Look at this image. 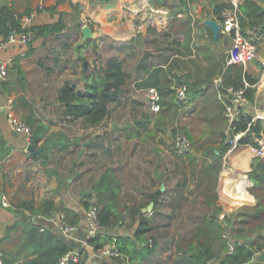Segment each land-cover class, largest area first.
<instances>
[{
  "label": "crops",
  "instance_id": "obj_1",
  "mask_svg": "<svg viewBox=\"0 0 264 264\" xmlns=\"http://www.w3.org/2000/svg\"><path fill=\"white\" fill-rule=\"evenodd\" d=\"M218 1L222 0H216ZM4 2L23 15L21 24L25 28L51 24L58 20L62 21L63 27L59 32L39 33L27 48L15 42L4 46V38L0 35V55L4 58H13V65L7 70L5 77L0 78V140L5 143L0 145V148L8 150L5 156H0V250L2 252L12 249L18 243L22 234L21 216L23 213L31 214L29 209L22 207L20 203L25 200L34 206H39L44 199L50 198L58 207L51 215H64L59 209L60 205L78 213L76 229L73 233L60 231L57 223L51 220L49 215L46 217L38 215L40 217L38 220L45 227L60 234L69 245V249H86L90 264H132L127 258L121 261H114L110 257L96 259L93 250L82 243L86 237V208L91 203L98 205L97 193L91 189V183L107 167L114 168L117 181L114 188L117 193L114 197L115 206L123 215V220L119 219V223L124 224L118 223L105 232L132 236L134 241L138 242L133 236L136 221L133 222V219L126 215L129 206H141V212L151 215L154 221L160 223L157 231H165L164 240L157 245L155 251L141 260H134V264H171L172 257H175L173 234L174 238H189L195 224L202 220L201 217L209 208L211 210L214 206L221 208L218 211L220 220L225 214L237 209L241 203H232L221 190V171L225 167L243 172L250 181L248 184L244 183L241 189L251 197L252 202L242 205L256 204L257 199L250 190L253 180L249 177V171L253 163L262 157L256 155L254 146L236 143L223 154H219L215 148L214 155L206 154L204 151L206 147L220 143L221 135L213 137L217 127H221L224 132L227 129L224 104L219 91L222 71L215 73L208 85L203 83L199 91L192 94V89H188L184 103L178 102L176 95L172 97L173 91L166 92L169 90L168 86L174 88V92L177 86L182 84L188 86V82L181 78L184 74L190 73L191 76L200 79L210 70L214 63L213 58L221 59V69L226 70L227 73L229 71V74L251 73V61L255 57L244 62L229 61L228 55L233 44L231 35L220 32L218 40L213 36L216 40L210 41L212 29L204 23V19L212 18L218 21L219 15L213 13L214 2L206 7L204 16H202L200 0H191L183 9L179 0L175 4L172 3L170 9L166 4L155 3L153 0H0V4ZM260 3L264 5V2L260 1ZM169 11L171 13L177 11V17L180 19L185 16L189 27L185 24V18L181 23L178 19L174 21L173 15L170 18ZM175 23H178L177 26ZM172 24H174L173 30ZM163 32H167L166 39L162 36ZM249 33L257 35L256 40L264 38L262 32L250 30ZM186 35L190 38L189 43ZM203 35L208 38L204 39ZM207 42L210 50L215 49L219 44L218 52L201 54L200 51ZM131 46L137 51L127 52L126 50ZM262 46L264 49V40ZM193 49H195L194 53H192ZM158 56L163 57V60L160 61ZM111 57L123 62L126 74L125 86L131 85L133 94L142 93L146 97H148L147 88L136 85L135 82L142 80L147 68L162 64L163 71L160 75L163 76L165 84H160L161 92L157 87L150 86L155 87L159 94H163H161L162 102L158 112L152 111L156 115L151 113L150 108L149 111L143 110L151 117L147 127L144 128V113L141 112L142 116L131 121H123L121 124L117 120L105 117L98 123H90L83 117L68 116L66 119L68 126L72 128L74 124L80 126L76 129V135L71 137L62 130H53L60 123L66 124V121L60 120L57 116L58 107H61L58 91L64 80H72L76 87L83 91L84 82L90 80L87 74L95 65L105 64V61ZM258 57L259 60H264V51L259 52L257 59ZM257 59L254 60L257 66L261 63L264 66V62ZM84 61L87 62L86 68ZM218 77H221L220 81ZM178 79L180 82H177ZM128 80L131 81L130 84ZM259 81L260 79L255 83L258 89L255 90L254 99L248 102L247 110L252 116L263 118L264 115L258 114V111H264V102L262 105L259 102L264 87H260ZM133 98L139 100L134 95ZM257 101L258 107H256ZM135 103L132 104V113ZM119 106L121 105L109 104V108L114 112L120 109ZM8 107H11L13 112L24 121L28 118H36L46 123L49 126L48 134L62 132L60 136L59 133L54 134L50 142H66L65 149L69 150L72 147V151L76 154V159L74 157L70 168L71 175L65 182L62 183L59 168L55 166L58 151L64 149H59L58 144L54 145L46 158L38 155L42 147L33 149L39 150L38 153H33L27 147L32 146V138L28 144L23 133L16 132L10 127L6 117ZM160 111L161 119L167 126L173 123L170 119L173 115L178 119L175 120V124L182 125L180 127H184L182 129L188 133L190 130L188 131L189 124L186 121L193 116L195 120L199 119L198 122L202 125L201 131L197 134L199 151L192 147L189 152L179 154L173 144L169 148L166 147L164 141L167 137L162 131H165L167 136H171L173 132L169 128L159 130L155 125ZM175 129L177 131V128ZM188 161L195 162L197 166L192 167ZM218 166L219 169L216 170ZM211 179L214 183L209 181ZM157 189L161 193L155 203L150 198ZM208 192L214 193V197L205 195ZM3 201H6V204H3ZM150 202H153L152 209L144 211L143 208ZM186 207L193 208L191 213L195 218L194 225L186 231L180 227L175 230L172 222L186 220L188 217ZM202 207L206 208L205 212L199 210ZM16 223L18 224L14 225ZM143 245L144 242L140 244ZM254 263L259 264V261L255 259Z\"/></svg>",
  "mask_w": 264,
  "mask_h": 264
},
{
  "label": "trees",
  "instance_id": "obj_2",
  "mask_svg": "<svg viewBox=\"0 0 264 264\" xmlns=\"http://www.w3.org/2000/svg\"><path fill=\"white\" fill-rule=\"evenodd\" d=\"M155 3L167 4L168 0H153ZM191 0H179L181 9L187 7ZM261 2L264 0H244L240 4L239 19L242 32L247 36L250 30L252 32L264 33V5ZM164 2V3H163ZM215 3L213 13L220 16L221 9L227 5L224 1H213ZM174 21L178 19L177 11L172 13ZM61 16V14H60ZM23 15L14 11L7 2L0 4V35L6 39L11 30L24 31L28 28L22 26ZM182 19L186 17H181ZM185 24L189 27L186 20ZM172 30L174 24L171 25ZM63 23L61 20L55 23L30 26L29 29H34L36 34L43 33L44 31L59 32L62 30ZM220 31L217 35V40L220 38ZM187 42L190 38L186 35ZM213 38L212 30L210 32V41L216 40ZM176 49V48H175ZM159 60H163L162 57ZM213 64L210 70L203 75L200 79L196 76H191L190 73L184 74L181 78L188 82V89L199 91L202 89V84L208 85L212 81V76L215 73H222V81L219 85V91H224L226 86H233L234 88H242L244 95L247 99L252 101L255 94V83L257 77L251 74L237 73L235 75L229 74L226 70H222V61L213 58ZM163 71L162 64L152 65L147 68L146 75L142 80L136 82V85L148 88L150 86L157 87L161 92V83H164L163 76L160 72ZM22 75V74H21ZM88 77L90 80L84 82L85 90L81 91L76 87L72 80L65 79L59 87L58 100L60 106L57 110V116L60 120L66 121L67 117H83L90 123H98L102 119L111 118L112 110L109 108L110 103L120 105L122 103L136 102L130 100L126 96V74L123 68L122 60L111 57L105 61V64L95 66L89 72ZM246 81L249 83L246 85ZM180 82V79L177 80ZM165 84V83H164ZM169 92L173 91L172 97L174 98V88L168 86ZM162 94V93H161ZM160 94V96H161ZM163 95V94H162ZM162 97L160 103L162 102ZM176 97V96H175ZM128 107V106H127ZM163 111V109H161ZM161 111L158 113V120L155 125L159 130L166 128V122L161 119ZM151 119L150 114L144 113L143 125L147 127V122ZM226 119V118H225ZM26 122L32 128L31 145L33 149L42 147V151L38 154L47 157L51 147L58 144L59 149L67 148L66 142L51 141L54 134L62 132L49 133V126L36 118H28ZM227 124V121H226ZM176 129L172 128V132ZM186 131V130H185ZM237 131H244V133L237 139L238 144H251L258 146V139L264 137V119L257 117L253 119L252 114L249 112L241 113L238 119L233 123L232 130L227 135L222 132L221 141L217 145L208 146L205 148L206 154L213 153L216 148L219 154H223L230 146L227 138H232ZM257 138V139H256ZM41 140V141H40ZM40 141V143H39ZM0 145H5L0 140ZM8 150L0 148V156H5ZM214 166V165H213ZM219 169V166L216 170ZM209 172L211 170L209 169ZM217 172V171H215ZM249 177L253 180L250 188L251 192L257 199L254 205H242L238 209L225 214L224 218H218V211L220 207L214 206L210 208L195 224L189 238H174L172 235V243L175 245V257H172L171 264H214L211 261H217V264H255L257 259L253 253L264 252V156L256 160L250 171ZM214 183V180H209ZM116 177L114 168L107 167L101 175L91 183V189L97 193V203L99 206V219L102 225L101 231L95 237L88 239V242L94 246L95 249L102 247L105 243L111 242L115 239V245L119 252L122 253L124 258L132 264L134 260L142 259L149 255L160 242L164 240L165 231H157L159 222L154 221L153 217L141 212V206L127 207L126 215H129L133 222L136 221V227L133 236L138 242H135L132 236L114 235L105 232L114 228L119 223V219L123 218L121 210L116 208L114 197L117 193L114 191L116 184ZM160 190L157 189L151 194L150 200L157 203L160 195ZM208 197H214V193H205ZM95 204V203H94ZM22 207L29 209L31 214L26 215L23 213L21 216L22 221V234L18 243L9 250H4L3 261L5 264H60L59 259L69 250V245L62 239L59 233H56L49 228L45 227L38 219V215L50 216L58 207L50 198L44 199L39 206H34L31 202L22 201ZM88 205V202H85ZM90 205V204H89ZM88 205V206H89ZM87 206V208H88ZM155 207V206H154ZM59 209L64 213V219L75 224L78 220V213L66 206L60 205ZM43 219V218H41ZM123 220V219H122ZM251 225L249 226V224ZM18 223L14 224L17 225ZM123 225L124 223H119ZM129 225V224H128ZM42 227V229H41ZM229 232L230 235L226 234ZM232 239L235 243V248L230 253H225L228 246V241ZM144 242L143 246L140 244ZM86 249L80 250V258L77 261H70L67 264H85L88 260L89 254ZM255 257V258H254ZM114 261H121L123 258L117 256L112 257ZM259 263L264 264L263 260ZM107 264V263H99ZM142 264V263H140Z\"/></svg>",
  "mask_w": 264,
  "mask_h": 264
},
{
  "label": "built area",
  "instance_id": "obj_3",
  "mask_svg": "<svg viewBox=\"0 0 264 264\" xmlns=\"http://www.w3.org/2000/svg\"><path fill=\"white\" fill-rule=\"evenodd\" d=\"M227 5L224 6L220 11V16L218 19L219 31L231 35L233 38V44L230 48L228 59L234 62H244L249 59L256 57L257 53V35L254 33H249L245 35L242 32L239 11L240 4L242 0H226ZM25 17V16H24ZM28 18V16L26 17ZM36 31L34 29H26L24 31L11 30L8 37L4 39L3 45L10 42L19 43L23 48H27L35 39ZM195 49L192 50V53ZM23 54V52H22ZM13 65V58H4L0 55V78H4L7 70ZM221 80V77H218ZM249 83L246 82V85ZM148 91V105L151 111L158 112L160 110V94L155 87L147 88ZM188 88L186 84L175 87V95L178 102L184 103L187 99ZM220 98L222 99L224 106V116L227 121V135L232 130L233 123L238 119L241 113L248 112L247 104L250 102L249 99L244 95V90L242 88H234L233 86H226L224 91L220 93ZM7 121L16 132H21L24 134L27 143L29 144L31 140V126L20 117H18L11 107L6 110ZM257 116H253V119ZM244 133V131H237L234 133L232 138H226L231 145H236L237 139ZM257 139V138H256ZM259 145L254 146L253 149L256 155L264 156V137L258 139ZM174 149L179 154H185L189 152L192 148L190 138L183 132H178L175 134L172 141ZM28 147V146H27ZM25 150L27 148L25 147ZM6 204V201L2 202ZM99 206L97 204L91 203L85 211L86 218V237L82 240L84 246H88L93 250V255L96 259L103 257H121L125 259L121 252L117 249L115 245V239L111 242L105 243L102 247L97 249L94 248L92 244L88 242L91 237L97 236L101 231L102 225L99 219ZM51 220L57 223L58 229L65 233H73L76 229V224H71L64 219L63 214L51 215L49 216ZM42 229V227H41ZM235 243L232 239L228 241V246L225 253H230L234 250ZM80 258V250L69 249L64 255L59 259L60 264H67L70 261H77ZM217 264V261H211ZM0 264H5L3 261V252L0 250ZM85 264H90L88 261Z\"/></svg>",
  "mask_w": 264,
  "mask_h": 264
},
{
  "label": "rangeland",
  "instance_id": "obj_4",
  "mask_svg": "<svg viewBox=\"0 0 264 264\" xmlns=\"http://www.w3.org/2000/svg\"><path fill=\"white\" fill-rule=\"evenodd\" d=\"M177 1L178 0H168V3L166 4V6L168 7V9H170L171 8V4L172 3H177ZM214 0H203V1H201L200 0V2H199V4H201V6H202V16H204V15H206V12H205V9H206V7L209 5V4H211V2H213ZM223 1V0H222ZM225 1V0H224ZM203 9H204V11H203ZM171 11V10H170ZM169 11V15H170V18H171V16H172V13ZM178 20H179V22L181 23V22H183V20H182V18L180 19V18H178ZM176 24V26H177V24L178 23H175ZM164 33V32H163ZM162 36H165V38L164 39H166L167 38V32L166 33H164V34H162ZM203 38L205 39V38H208V36H204L203 35ZM229 38H230V36H229ZM159 39V38H158ZM161 39H163V37H161ZM226 40H228L229 41V39H227V38H225ZM264 40V38L263 37H261V38H259V39H257L256 40V43H258V47H257V53H256V57L251 61V63H252V66H251V75H254V76H256L257 77V79L259 80L260 79V76H261V74H262V72L264 71V66H263V64L261 63V64H259V66H257V64H256V62L254 61L255 59H257V56H259V52L260 53H262L263 51H264V49H263V46H262V41ZM225 43L227 42V41H224ZM220 48V45L219 44H217V46H215V49H213V50H210V47L208 46V42L207 43H205V46L204 47H202V49L203 50H201L200 52H201V54H206V53H211V52H218V49ZM259 49V50H258ZM130 50L131 51H134V52H136L137 50L136 49H132V46L129 48V49H127L126 51L127 52H130ZM158 58H159V56H158ZM163 58V57H162ZM257 60H259V57H258V59ZM259 61H261V62H264V60H262V59H260ZM81 65V64H80ZM99 65H101V63H99ZM98 65V66H99ZM95 66H97V65H95ZM255 66V67H254ZM91 67V66H90ZM254 67V68H253ZM79 69H81V68H79ZM78 69V70H79ZM76 70H77V68H76ZM134 80H136V78H134ZM258 80L256 81V82H258ZM128 82H129V80H128ZM131 82V81H130ZM130 82H129V84H130ZM136 83V82H135ZM134 83V84H135ZM260 85V84H259ZM257 86L255 85V90H257L258 89V87L256 88ZM261 87V86H260ZM125 88H126V96L132 101V100H135L134 98H133V95L135 96V97H137V98H139V100H136V103L134 104L135 105V109H134V111H133V113H132V104H133V102H128V103H122V104H120L121 106H119L120 107V109L118 108V109H116V111L114 112V111H112V113H111V118L110 119H112V120H117V122L119 123V124H121L123 121H131L132 119H134V118H136V117H140V116H142V113H144V111H149V106H148V97H146V95L145 94H133V92L131 91V89H132V86L131 85H129V86H125ZM263 91V92H262ZM194 92H197V90L195 91V90H193L192 91V94L194 93ZM135 102V101H134ZM259 102H260V105H262L263 104V102H264V90H261V97H260V100H259ZM259 102L257 101V104H256V107H258L259 106ZM130 105V107L128 108L127 106H129ZM144 110V111H143ZM130 112V113H129ZM142 112V113H141ZM132 113V114H131ZM151 113H153V114H155L154 112H152L151 111ZM139 114V115H138ZM156 115V114H155ZM220 117V116H219ZM218 117V118H219ZM263 117V116H262ZM264 118V117H263ZM61 119V118H60ZM170 119H172V122L173 123H171L170 125H168V126H166V129L167 128H169L170 130H172V128H177V131H175V132H173L172 134H171V136H167V134H166V132L165 131H162V134L164 135V136H166L167 138H166V140L164 141L165 143V145H166V147L167 148H169V146H172V141H173V138H174V136H175V134L176 133H178V132H186L184 129H182V128H184V127H180V126H182V125H180V124H178V123H176L175 124V120L177 119L176 118V116L174 117L173 115L172 116H170ZM178 120V119H177ZM199 121V119H197V120H195L194 119V116L190 119V120H187L186 121V123L187 124H189L188 125V131L190 130V132L188 133V132H186L185 134L190 138V140H191V146L193 147V149L194 150H196V151H199V145H198V143H197V134H199V131H201V128H202V125H201V122H198ZM68 121H66V124H63V123H60L59 125H56L55 127H54V129L53 130H57V129H59V130H62L65 134H67V135H69V136H74V135H76V129H79L78 127H80L78 124H74L73 125V128L72 127H70V126H68ZM118 123H116V124H118ZM113 124H115V123H113ZM118 124V125H119ZM183 125H185V123L183 124ZM225 125H226V122H225ZM112 126H114V125H112ZM226 128V127H225ZM222 132H223V129L221 128V127H217L216 128V131H215V133L213 134V137H217V136H220L221 135V137H222ZM166 134V135H165ZM191 134V135H190ZM194 138V139H193ZM250 148V147H249ZM145 149H147V147H146V145H145ZM250 149H252V148H250ZM191 150H192V148H191ZM144 156V155H143ZM57 160L55 161V166L56 167H58L59 168V175H60V177H61V181H62V183L63 182H65L66 181V178L67 177H69L70 175H71V170H70V168H71V165H72V163L74 162V157H75V159H76V154H75V152L74 151H72V147L71 148H69V150H63V151H58V153H57ZM188 164L189 165H191L192 167H196L197 165H196V163L195 162H192V161H188ZM226 168V167H225ZM225 168H223V170L225 169ZM222 170V171H223ZM222 171H221V173H222ZM188 172H189V170H188ZM220 182H221V180H220ZM242 187H243V185H242ZM81 188H79V190H80ZM242 204L243 203H241V204H239L238 205V207H237V209L240 207V206H242ZM246 204H248V203H246ZM186 210H188V213H187V215H188V217L186 218V220L185 221H182V222H172L173 223V226H174V229L175 230H177L178 229V227H180V228H183V230L184 231H186V230H189V229H191L192 227H193V225H194V219L195 218H193L192 216H193V214L191 213L192 212V210L191 209H193V208H191V207H186L185 208ZM199 210L200 211H202V212H205L206 211V208L205 207H202V208H199ZM186 215V216H187ZM251 225V223L249 224V226ZM226 234H228V235H230V233L229 232H226ZM231 236V235H230ZM231 237H233V236H231ZM260 264V263H259Z\"/></svg>",
  "mask_w": 264,
  "mask_h": 264
},
{
  "label": "bare ground",
  "instance_id": "obj_5",
  "mask_svg": "<svg viewBox=\"0 0 264 264\" xmlns=\"http://www.w3.org/2000/svg\"><path fill=\"white\" fill-rule=\"evenodd\" d=\"M259 84L261 87H264V72L262 73ZM258 114L264 115V111L260 110L258 111ZM244 183L248 184L250 181L241 171L232 170L231 168L226 167L221 173V190L228 198H230L232 203L252 202L251 197L241 189V186Z\"/></svg>",
  "mask_w": 264,
  "mask_h": 264
},
{
  "label": "water",
  "instance_id": "obj_6",
  "mask_svg": "<svg viewBox=\"0 0 264 264\" xmlns=\"http://www.w3.org/2000/svg\"><path fill=\"white\" fill-rule=\"evenodd\" d=\"M204 23L207 24L208 26H210V28L212 29L213 31V36L214 38L217 37L218 35V32H219V24L216 20L212 19V18H205L204 19ZM85 30V33H87V28L84 29ZM84 64V68H86L87 66V62L84 61L83 62ZM28 149L32 150L33 153H38L39 150H33L32 146H28ZM153 207V202H150L145 208H143L144 211H148V210H151ZM252 254L254 255L255 254V257L259 260H263L264 261V252H259V253H253ZM245 264H250L249 262L248 263H245Z\"/></svg>",
  "mask_w": 264,
  "mask_h": 264
}]
</instances>
